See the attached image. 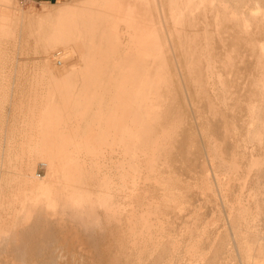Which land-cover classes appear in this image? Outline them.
<instances>
[{"label": "bare ground", "instance_id": "obj_1", "mask_svg": "<svg viewBox=\"0 0 264 264\" xmlns=\"http://www.w3.org/2000/svg\"><path fill=\"white\" fill-rule=\"evenodd\" d=\"M9 2L0 112L31 132L1 133L0 264H264V0ZM30 46L44 92L15 103Z\"/></svg>", "mask_w": 264, "mask_h": 264}, {"label": "rangeland", "instance_id": "obj_2", "mask_svg": "<svg viewBox=\"0 0 264 264\" xmlns=\"http://www.w3.org/2000/svg\"><path fill=\"white\" fill-rule=\"evenodd\" d=\"M10 2V8H11V12L12 13H16V14H18L19 15V13H28V14H34L35 13V15L37 14V15H40V14H42V12L44 13L45 12V10H48V9H50V8H53L54 6L55 7H57L58 5L59 6H61V5H63L64 3L66 4L69 0H51V1H40V0H35V1H29L28 3H24L23 1L24 0H9ZM52 6V7H51ZM48 7V9H44V8H47ZM21 11H20V10ZM23 11V12H22ZM0 12H1V9H0ZM32 43V42H31ZM2 46H4V44L2 45ZM11 46V45H10ZM32 47H33V45H31ZM31 46H30V50L27 52V57H28V60L27 61H25V62H27V63H25L24 65V67H26V70H25V76L23 75V74H21V73H19V75L17 74V76H15V74L11 77L12 79H14V78H16L15 80H17L16 82H17V84L16 83H14L13 84V86H15V87H13L14 88V90H13V92H15L14 94H15V103H19L18 101L20 100V99H24V100H22V101H24V103H27L28 102V99L25 97V94L27 95V94H29L30 92H33V94L34 93H36V92H44V90L43 91H41L42 90V87H41V84L40 83H37V76L38 75H35V73H34V70H36V69H40L41 67H42V65H41V63L39 64V62L40 61H38V60H35L34 58H33V55L35 54H33V48H31ZM67 46H70V47H67ZM74 46H72L71 44H69V45H66V46H64V48H63V46L62 47H60V48H58V49H60V51L58 50V53L59 52H65V53H67L68 51V57H63L62 55H60V54H56L54 57H52V58H50V59H46V61H45V65L47 66V67H49V68H52V67H55L56 69H60V68H62V66H64L63 64H64V62L66 63L67 62V60L68 59H70V56L72 55V54H75V49L73 48ZM71 51V52H70ZM72 52H74V53H72ZM71 54V55H70ZM59 57H60V59H59ZM63 57V58H62ZM63 61V64L61 65V64H59V61ZM36 61V62H35ZM36 64H38V65H36ZM41 65V66H40ZM39 66H40V68H39ZM61 66V67H60ZM36 68V69H35ZM26 74H27V77H26ZM30 75V76H29ZM22 77V78H21ZM24 77V78H23ZM28 79V80H27ZM15 80H13L14 82H15ZM0 81H1V79H0ZM22 81V82H21ZM44 81H46V80H43L42 81V79H41V83L43 84L44 83ZM79 82V81H78ZM80 82H81V80H80ZM31 85V86H30ZM32 85H36L35 86V88H33L34 86H32ZM11 86V85H10ZM30 86V87H29ZM32 87V88H31ZM36 87H37V89H36ZM11 88V87H10ZM16 88V89H15ZM30 88V89H29ZM33 89V90H32ZM34 89H36L37 91H35ZM111 92H109V93H111V94H113L114 92H113V89L112 90H110ZM12 94V93H11ZM32 93H30L29 95H33ZM110 94V95H111ZM0 95H1V93H0ZM107 97H108V100H107ZM106 97V99H105V101H104V103H103V106H102V110L104 109V111L105 110H108L107 108L105 109V106L106 105H108L109 106V96H107ZM2 96L0 97V101H4V100H2ZM107 100V101H106ZM108 102V103H107ZM0 107L3 109V105L1 106L0 105ZM94 107L97 109V105L95 106L94 105ZM1 108H0V110H1ZM90 108H92V109H90ZM89 109H88V111H87V113H85V111L83 112V115L81 114H77V116H78V118H79V123H78V120L77 121H75V117H77L76 116V114H75V117H74V114L72 115L73 117L71 118V119H73V120H68L67 121V123H69V125L70 126H72V124L73 123H78L79 125L78 126H80L81 124V128H83L82 130H81V128H80V132L82 133V132H84L88 127H90V128H97V129H95V132L96 131H98V125L97 124H99V121H97V116H95V108H93V106L92 107H90ZM23 109H26V107H23V108H20L19 106H17V105H15V108L14 109H12L13 111L11 112V111H7V112H4V110H2L1 112H0V116H1V118H0V121H2L3 122V120H4V123H2V122H0L1 124H0V140L3 138L2 137V134H4L5 132H7V134H9V136H10V138L9 139H11L10 141H21V140H25L27 137H25V135H27V133H29V131L31 132V130H30V128H29V122H27V121H25V117H30L31 115L26 111V110H23ZM15 110V111H14ZM92 110V111H91ZM6 111V110H5ZM89 111H90V113H89ZM8 112H10V113H8ZM14 112V113H13ZM107 112V111H106ZM87 114V116H84V115H86ZM13 115V116H12ZM71 115H70V117H71ZM90 115V116H89ZM81 116H82V118H81ZM8 117V118H7ZM16 117V120L14 121V119L13 118H15ZM95 118V119H94ZM7 119V120H6ZM82 119H84L83 121H82ZM86 120H88V121H86ZM91 120V121H90ZM14 121V122H13ZM90 121V122H89ZM76 123V124H77ZM81 123V124H80ZM85 123V124H84ZM89 123V124H88ZM101 124H104V123H101ZM3 126V127H2ZM5 126V127H4ZM8 126V127H7ZM69 126V127H70ZM73 126H75L74 124H73ZM85 126H87V127H85ZM94 126V127H93ZM96 126V127H95ZM11 127V128H10ZM85 127V128H84ZM6 128V129H5ZM10 129V130H9ZM12 129V130H11ZM94 130V129H93ZM3 131H4V133H3ZM2 133V134H1ZM9 136H7L6 138L7 139H5V138H3L4 140L3 141H7V140H9L8 139V137ZM12 136V137H11ZM28 139V138H27ZM26 139V140H27ZM28 141V140H27ZM15 147L16 148H18L19 146L18 145H16L15 144ZM36 154H34L32 157H34ZM1 156V155H0ZM5 156H7V155H5ZM14 156H16V155H14ZM36 157H38V160H40L39 159V156L38 155H36L35 156V158ZM114 157H116V156H114ZM37 160V161H38ZM35 174L36 175H38V176H40V177H42L44 174H45V171H46V164L45 163H43V161L41 160L40 162L38 161V163L36 164V167H35ZM262 222H263V224L261 225L262 226V230H261V233H262V235L264 236V220H262ZM221 239H224V240H226V239H228V237L226 238V235L224 234V232H223V235L221 234ZM237 264V263H236Z\"/></svg>", "mask_w": 264, "mask_h": 264}, {"label": "built area", "instance_id": "obj_3", "mask_svg": "<svg viewBox=\"0 0 264 264\" xmlns=\"http://www.w3.org/2000/svg\"><path fill=\"white\" fill-rule=\"evenodd\" d=\"M29 1H35V0H24V3H28Z\"/></svg>", "mask_w": 264, "mask_h": 264}, {"label": "crops", "instance_id": "obj_4", "mask_svg": "<svg viewBox=\"0 0 264 264\" xmlns=\"http://www.w3.org/2000/svg\"><path fill=\"white\" fill-rule=\"evenodd\" d=\"M40 1H51V0H40Z\"/></svg>", "mask_w": 264, "mask_h": 264}]
</instances>
